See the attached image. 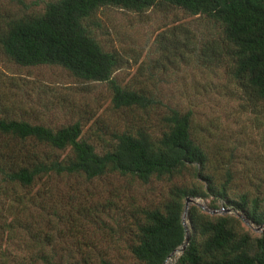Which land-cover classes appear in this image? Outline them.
<instances>
[{
    "label": "trees",
    "instance_id": "16d2710c",
    "mask_svg": "<svg viewBox=\"0 0 264 264\" xmlns=\"http://www.w3.org/2000/svg\"><path fill=\"white\" fill-rule=\"evenodd\" d=\"M160 4L204 15L222 27L218 37L199 45L188 27H170L158 34L161 49L175 55L195 52L205 65L227 59L245 106H264V0H52L40 14L7 19L0 29V49L18 65H58L84 81L107 82L114 108L145 106L149 100L144 94L112 78L120 57L102 48L87 20L104 6L142 12ZM165 121L166 129L157 137L141 129L106 126L97 131L102 141L97 150L81 137L80 121L53 129L0 117V264H9L10 251L2 244H8L20 226L18 214L35 200L40 203L29 191L38 183L46 185L45 177L78 175L93 180L115 172L148 183L153 178L172 180L187 167H193L199 184L173 183L164 199L133 216L135 229L128 250L134 264H162L171 258V253L180 251L186 228L189 240L173 264H264V231L251 234L238 217L241 212L249 223L264 224V189L259 186L264 179L245 170L238 175L235 157L220 148L212 150L197 135L190 110L171 109ZM104 133L109 138L103 137ZM41 146L67 153L63 159L50 158L37 150ZM187 197L208 199L207 205L220 213L192 203L186 208L188 224L184 225L183 201ZM226 208L230 211L224 212ZM31 237L37 240V236ZM53 257L43 249L26 254L31 264L38 259L52 264ZM92 258L81 254L80 264H95ZM98 264L114 263L100 257Z\"/></svg>",
    "mask_w": 264,
    "mask_h": 264
},
{
    "label": "rangeland",
    "instance_id": "374dc122",
    "mask_svg": "<svg viewBox=\"0 0 264 264\" xmlns=\"http://www.w3.org/2000/svg\"><path fill=\"white\" fill-rule=\"evenodd\" d=\"M48 1L52 0H0V29L9 18L40 14ZM179 24L191 30L197 45L222 31L204 15H190L182 8L161 4L142 12L104 6L87 20L89 31L102 48L120 57L112 78L144 94L149 100L145 106L114 108L107 82L84 81L58 65H18L0 49V117L53 129L80 121L81 137L99 150L102 141L97 131L106 126L141 129L157 137L166 129L165 117L171 109L190 110L197 135L212 150L220 148L235 157L238 175L245 170L264 179V106H245L227 59L205 65L195 52L183 56L161 49L158 34ZM37 150L58 159L67 153L46 146ZM192 172L193 167H187L183 175L172 180L153 178L148 183L115 172L93 180L78 175L45 177L46 185L38 183L29 191L40 203L35 200L18 214L20 226L8 244H2L10 251L9 264H31L27 251L34 254L41 249L54 254L52 264H80L84 253L91 254L95 264L100 257L114 264H134L128 250L135 229L133 216L164 199L173 183L188 187L199 184ZM259 186L264 189V180ZM189 198L193 201H183L185 225L186 208L192 203L220 213L207 205L208 199ZM238 217L251 234L264 231V224L249 223L241 212ZM41 239L43 243H39ZM179 253L175 251L166 262L173 264ZM43 260L35 264H46Z\"/></svg>",
    "mask_w": 264,
    "mask_h": 264
},
{
    "label": "water",
    "instance_id": "95a60500",
    "mask_svg": "<svg viewBox=\"0 0 264 264\" xmlns=\"http://www.w3.org/2000/svg\"><path fill=\"white\" fill-rule=\"evenodd\" d=\"M191 201H193L191 198H189V197L186 198V203L191 202ZM221 209L223 210L224 208H221ZM224 211L229 212L230 210H229L228 208H226ZM211 212H215V211L212 210ZM185 215H186V211H184V213H183V218H182V220H183V224H184V225H185V221H184V217H185ZM188 240H189V231H188V228H186L185 237H184V242H183L181 248L179 249L180 251H182V250L184 249V247H185V245L187 244ZM171 254H173V253H171ZM171 254H170V255H171ZM165 263H166V260H165L162 264H165ZM168 264H170V263H168Z\"/></svg>",
    "mask_w": 264,
    "mask_h": 264
},
{
    "label": "bare ground",
    "instance_id": "6f19581e",
    "mask_svg": "<svg viewBox=\"0 0 264 264\" xmlns=\"http://www.w3.org/2000/svg\"><path fill=\"white\" fill-rule=\"evenodd\" d=\"M167 262H168V261H167ZM167 262H166L165 264H168Z\"/></svg>",
    "mask_w": 264,
    "mask_h": 264
}]
</instances>
